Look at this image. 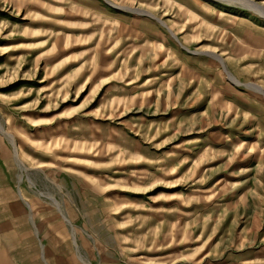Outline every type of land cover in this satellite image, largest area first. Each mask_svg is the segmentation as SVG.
<instances>
[{
	"label": "rangeland",
	"instance_id": "obj_1",
	"mask_svg": "<svg viewBox=\"0 0 264 264\" xmlns=\"http://www.w3.org/2000/svg\"><path fill=\"white\" fill-rule=\"evenodd\" d=\"M0 165V264H264V0H0Z\"/></svg>",
	"mask_w": 264,
	"mask_h": 264
},
{
	"label": "crops",
	"instance_id": "obj_2",
	"mask_svg": "<svg viewBox=\"0 0 264 264\" xmlns=\"http://www.w3.org/2000/svg\"><path fill=\"white\" fill-rule=\"evenodd\" d=\"M2 171L3 169L0 165V230L1 231H2V226H3V222H2L3 219L7 220L9 224V221L15 220L17 218L16 215L15 214L13 215L12 212H2V209H1L2 204L3 205L10 204L11 202H14L16 200L14 196H9V194L8 195L6 194L7 188L3 186L4 184L3 179H5V177H3L2 175ZM3 189L5 190L4 193H3ZM0 235H1V232H0ZM0 248H1V243H0Z\"/></svg>",
	"mask_w": 264,
	"mask_h": 264
}]
</instances>
